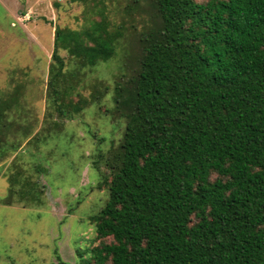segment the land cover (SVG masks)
Wrapping results in <instances>:
<instances>
[{
	"label": "trees",
	"instance_id": "obj_1",
	"mask_svg": "<svg viewBox=\"0 0 264 264\" xmlns=\"http://www.w3.org/2000/svg\"><path fill=\"white\" fill-rule=\"evenodd\" d=\"M109 4L93 2L100 19L83 31L56 27L49 67L51 102L73 118L89 102L71 99L60 51L80 68L131 54L114 86L123 138L81 264H264V0ZM107 93L97 88L93 102ZM18 99L0 101V152L15 137L7 117Z\"/></svg>",
	"mask_w": 264,
	"mask_h": 264
},
{
	"label": "rangeland",
	"instance_id": "obj_2",
	"mask_svg": "<svg viewBox=\"0 0 264 264\" xmlns=\"http://www.w3.org/2000/svg\"><path fill=\"white\" fill-rule=\"evenodd\" d=\"M95 1L0 0V101L19 96L7 117L15 137L0 152V199L13 201L0 204V264H54L56 249L64 261L81 264L79 250L93 246L90 217L108 197L98 184L110 173V151L120 145L125 126L114 111V86L131 54L123 57L120 50L106 63L80 68L60 51L71 99L89 102L73 118L62 117L51 102L49 67L56 27L85 30L100 19L92 9ZM100 87L108 93L93 102ZM12 144L19 149L12 151ZM12 177L37 180L38 186L13 187Z\"/></svg>",
	"mask_w": 264,
	"mask_h": 264
}]
</instances>
